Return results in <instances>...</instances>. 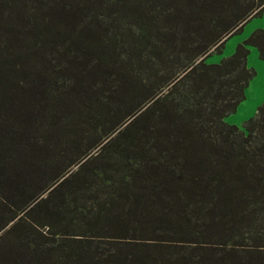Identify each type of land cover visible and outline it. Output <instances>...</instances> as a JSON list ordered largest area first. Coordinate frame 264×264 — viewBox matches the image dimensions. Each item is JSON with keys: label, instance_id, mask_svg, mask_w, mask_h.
Listing matches in <instances>:
<instances>
[{"label": "trees", "instance_id": "1", "mask_svg": "<svg viewBox=\"0 0 264 264\" xmlns=\"http://www.w3.org/2000/svg\"><path fill=\"white\" fill-rule=\"evenodd\" d=\"M263 11L0 0V264H264V102L246 129L226 122L264 29L206 63ZM109 18L131 27L118 48ZM93 161L102 182H76Z\"/></svg>", "mask_w": 264, "mask_h": 264}, {"label": "rangeland", "instance_id": "2", "mask_svg": "<svg viewBox=\"0 0 264 264\" xmlns=\"http://www.w3.org/2000/svg\"><path fill=\"white\" fill-rule=\"evenodd\" d=\"M109 9V6H106ZM88 13V14H87ZM86 22L84 23L83 22ZM93 19H91V13L86 12L84 14V18H82L81 22L83 24H90ZM109 22L108 25H104L101 21L99 26V35L103 37V40L106 38L109 40V38H113L115 42L117 43V48L120 47L119 37L118 39L115 38V36H121L120 40L122 41V32H124L127 36V30L131 28L130 26H127L124 22L120 23V25L117 24L116 21H113V19L109 18L106 20V22ZM80 22V23H81ZM97 23V21H96ZM82 25V24H81ZM104 25V26H103ZM264 29V11L263 14L257 17L252 18L246 25L244 26L243 30L235 35H232L230 38L227 39L225 42V46L222 49L220 53H214L210 57L206 59L207 64H219L222 62L223 59L228 58L232 56L238 46L240 44L245 43L248 38L255 32L256 30ZM132 34V32H131ZM99 38L101 39V37ZM246 48L249 51L248 54V66L255 70L256 76L253 78V80L250 82V85L246 91V98L245 100L238 106L237 111L231 115H229L226 118V122L231 125H236L240 129L244 130L246 129L245 124L253 117H255L258 108L263 104L264 102V61L260 57V52L256 46L253 45H247ZM149 65V64H148ZM134 69H137L138 71H143V68L147 70L146 64H141L138 66V64H134L132 66ZM143 76H146V74H142ZM139 88H143V85L139 87L138 84V91ZM83 137L80 138V136L77 138L82 144H86V138H91L92 136H96L95 133L87 134V132L80 133ZM94 136V137H95ZM91 141H89L90 143ZM95 153L97 150L94 151ZM96 154H94L95 156ZM104 165V161H97V162H91L89 166L82 171V174L79 175L76 178V182H102V175L101 172ZM79 168L78 166H75L71 173H75Z\"/></svg>", "mask_w": 264, "mask_h": 264}, {"label": "crops", "instance_id": "3", "mask_svg": "<svg viewBox=\"0 0 264 264\" xmlns=\"http://www.w3.org/2000/svg\"><path fill=\"white\" fill-rule=\"evenodd\" d=\"M248 89V88H247ZM247 91V90H246Z\"/></svg>", "mask_w": 264, "mask_h": 264}]
</instances>
